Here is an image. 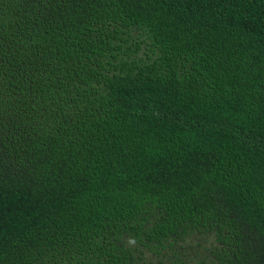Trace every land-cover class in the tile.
Wrapping results in <instances>:
<instances>
[{
	"label": "trees",
	"instance_id": "trees-1",
	"mask_svg": "<svg viewBox=\"0 0 264 264\" xmlns=\"http://www.w3.org/2000/svg\"><path fill=\"white\" fill-rule=\"evenodd\" d=\"M0 264H264V0H0Z\"/></svg>",
	"mask_w": 264,
	"mask_h": 264
}]
</instances>
